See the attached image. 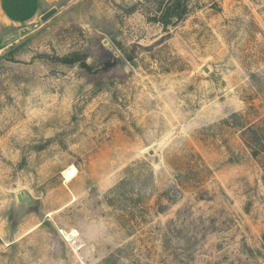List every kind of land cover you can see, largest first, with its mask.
Wrapping results in <instances>:
<instances>
[{
    "label": "rangeland",
    "instance_id": "1",
    "mask_svg": "<svg viewBox=\"0 0 264 264\" xmlns=\"http://www.w3.org/2000/svg\"><path fill=\"white\" fill-rule=\"evenodd\" d=\"M161 1L0 10V264H264V0Z\"/></svg>",
    "mask_w": 264,
    "mask_h": 264
},
{
    "label": "trees",
    "instance_id": "2",
    "mask_svg": "<svg viewBox=\"0 0 264 264\" xmlns=\"http://www.w3.org/2000/svg\"><path fill=\"white\" fill-rule=\"evenodd\" d=\"M160 5H164V9L161 11L158 18L153 17L151 21L157 24L159 23L165 28H167L173 21H181L187 16L189 10L185 0H163L160 2ZM72 56L73 55L61 58L59 60L61 63L67 65L82 62L81 65L84 68H87L85 60H80L76 58L77 56L73 58ZM113 65H115V61H113L112 63H106L105 69H108ZM243 132L245 136H248L249 134L253 135L252 137H249L248 140H246V146L252 151L253 156H257L259 152H264V142H262V140L258 138V132H262V134H264V120H261L256 125L248 127ZM126 181L127 180H122L117 186H115L110 191V196H112L111 198H113V200H117V198H120L124 199L127 203H135V199L132 197V189L127 190L129 184H126ZM145 184L146 181L143 180L142 186H144ZM111 200H108V202H111Z\"/></svg>",
    "mask_w": 264,
    "mask_h": 264
},
{
    "label": "crops",
    "instance_id": "3",
    "mask_svg": "<svg viewBox=\"0 0 264 264\" xmlns=\"http://www.w3.org/2000/svg\"><path fill=\"white\" fill-rule=\"evenodd\" d=\"M57 1L59 0H0V10L9 23L20 24L40 18L52 9Z\"/></svg>",
    "mask_w": 264,
    "mask_h": 264
},
{
    "label": "bare ground",
    "instance_id": "4",
    "mask_svg": "<svg viewBox=\"0 0 264 264\" xmlns=\"http://www.w3.org/2000/svg\"><path fill=\"white\" fill-rule=\"evenodd\" d=\"M63 176H64V179H65V182L71 181L72 178L75 176V169L74 168H69L68 170H66V171L63 172ZM76 236H77V233L75 231H72L71 233H69L68 235H66V239H67V241H70L71 242L72 240H74V238ZM75 244H76V242H74V245Z\"/></svg>",
    "mask_w": 264,
    "mask_h": 264
},
{
    "label": "water",
    "instance_id": "5",
    "mask_svg": "<svg viewBox=\"0 0 264 264\" xmlns=\"http://www.w3.org/2000/svg\"><path fill=\"white\" fill-rule=\"evenodd\" d=\"M56 13V9L55 8H52L50 9L49 11H47L46 13H44L41 17H40V20L42 22L46 21L47 19H49L51 16H53L54 14ZM27 32V29H22L20 30V35H23L24 33ZM150 155H152V152H150ZM17 200L18 202H21L22 201V197L21 195H17ZM29 204V203H28Z\"/></svg>",
    "mask_w": 264,
    "mask_h": 264
}]
</instances>
